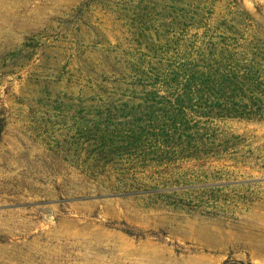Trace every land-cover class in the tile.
<instances>
[{
    "label": "rangeland",
    "instance_id": "obj_1",
    "mask_svg": "<svg viewBox=\"0 0 264 264\" xmlns=\"http://www.w3.org/2000/svg\"><path fill=\"white\" fill-rule=\"evenodd\" d=\"M0 264H264V0H0Z\"/></svg>",
    "mask_w": 264,
    "mask_h": 264
}]
</instances>
